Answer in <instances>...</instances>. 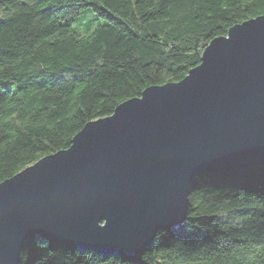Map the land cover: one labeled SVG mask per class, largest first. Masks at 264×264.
<instances>
[{
    "label": "trees",
    "instance_id": "trees-1",
    "mask_svg": "<svg viewBox=\"0 0 264 264\" xmlns=\"http://www.w3.org/2000/svg\"><path fill=\"white\" fill-rule=\"evenodd\" d=\"M106 23L82 34L67 21ZM264 0H0V183L93 120L183 80ZM186 222L129 260L29 240L21 264H264V165L195 176Z\"/></svg>",
    "mask_w": 264,
    "mask_h": 264
},
{
    "label": "water",
    "instance_id": "water-1",
    "mask_svg": "<svg viewBox=\"0 0 264 264\" xmlns=\"http://www.w3.org/2000/svg\"><path fill=\"white\" fill-rule=\"evenodd\" d=\"M264 165V15L206 47L179 82L88 122L70 148L0 183V264L31 239L139 259L186 222L195 176Z\"/></svg>",
    "mask_w": 264,
    "mask_h": 264
},
{
    "label": "rangeland",
    "instance_id": "rangeland-1",
    "mask_svg": "<svg viewBox=\"0 0 264 264\" xmlns=\"http://www.w3.org/2000/svg\"><path fill=\"white\" fill-rule=\"evenodd\" d=\"M67 22L84 34L88 29H94L98 25L106 23V19L91 10H85L76 19H70Z\"/></svg>",
    "mask_w": 264,
    "mask_h": 264
},
{
    "label": "bare ground",
    "instance_id": "bare-ground-1",
    "mask_svg": "<svg viewBox=\"0 0 264 264\" xmlns=\"http://www.w3.org/2000/svg\"><path fill=\"white\" fill-rule=\"evenodd\" d=\"M57 153V152H56Z\"/></svg>",
    "mask_w": 264,
    "mask_h": 264
}]
</instances>
